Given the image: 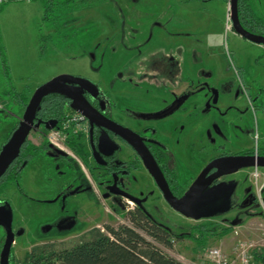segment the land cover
Masks as SVG:
<instances>
[{"label": "flooded vegetation", "instance_id": "1", "mask_svg": "<svg viewBox=\"0 0 264 264\" xmlns=\"http://www.w3.org/2000/svg\"><path fill=\"white\" fill-rule=\"evenodd\" d=\"M112 1H115L118 20L125 23L126 19L119 7L121 2ZM125 1L132 5L137 0ZM118 3L120 4L117 5ZM254 14L256 15L255 12ZM256 16L264 25V18ZM244 22L243 28L247 32L264 38V30L260 28L261 26H252L249 22ZM157 27L163 29L161 26ZM78 33H81L80 38ZM77 35L78 41L74 42L78 48L89 55L93 73H96L100 78L105 68L109 69L106 72L111 74L114 72L109 80L102 82L99 79L93 81L84 76L74 75V77L89 81L94 87L89 91L82 90L83 98L100 120L103 118V121L114 124L120 130L131 132L135 136V145L111 127L91 123L83 115L88 125L87 135H69L65 140V150H61L48 141L47 135L63 120L42 121L36 117L34 126L25 141V143L28 141L26 148L29 145L34 146L33 155H20L19 151L17 158L0 178V206L8 204L12 211V217L11 201L1 197L8 187H15L20 196L26 199L28 193L24 192L21 183L26 173L31 170L34 172L36 168L40 169L42 180L50 182V189L45 190L43 195H48V197L42 199L43 202L57 205L60 210L59 213L55 212L49 215V218L52 219L60 216L59 221L57 220L53 225L51 222L50 225L41 227L42 232L47 233L53 230V227L56 229L58 227L62 231L72 230L78 219L77 213L80 212L79 218L82 225H85L83 219H87L91 213L93 215L95 212H100L103 202H107V206L114 210L118 205L124 208L128 207L126 215L140 208L150 216L146 209L157 203L172 209L164 199L163 192L156 181L146 169L143 155L147 158L150 156L154 160L171 194L177 199L183 197L207 167L210 169H208L209 172L205 178L215 175L218 169L212 165L219 159L264 157V125L260 127L256 118L258 113H264V64L261 61L264 59L263 45H258L263 47V52L254 61L255 70L243 65L237 66L232 61L237 83L231 85L225 83L220 87V90L208 82L211 79L208 73L203 75L202 72H197L194 68L193 72L186 74V61H147L146 55L149 50L147 45L150 38L145 37L143 30L115 25L110 26V31L107 33L97 30L96 35L92 30L77 27L72 38H77ZM87 47L95 50V53L87 51ZM178 50L179 56L183 54L181 46ZM132 55L134 56L131 57ZM234 86H239L241 89V95L237 98L233 95L235 89H231ZM68 87L79 88L71 83L68 84ZM51 95L62 98L65 106L69 108L68 115L77 112L64 96ZM248 113L252 115L253 119L251 128L244 121V115ZM233 117L239 120L235 126L241 125L243 130L244 139L242 140L238 138L229 140L227 130L225 131L223 128L222 133L221 128L216 124L219 120H228ZM51 121H56V124L53 128H48L47 125ZM188 122H190L192 130H196L198 126V130L194 131L195 135L193 136L188 128ZM19 124L15 126L14 131ZM14 131H10L8 140ZM35 131L44 136L36 144L29 138L31 132ZM74 139L81 144L78 153H75L70 147V141ZM74 168L91 185L93 193L96 195L95 200H86L87 189H84L75 177ZM257 168L262 167H255V172L262 183L260 194L264 205V178H261ZM245 169L248 168H240L235 173ZM232 174L220 177L213 181L209 187L224 183L226 188H230L226 184V178ZM41 177L39 176L40 179ZM33 182L38 186L36 179H33ZM247 203L248 205L243 209L253 206L262 207L257 200L256 190L248 191L243 200V204ZM83 205L86 211L81 210ZM90 208L93 210L89 212ZM245 215L239 213L236 218L229 220L230 225L234 221L238 223L239 216ZM184 217L189 221L207 220L204 217L196 220ZM13 221L14 218L12 219L14 239L9 255L4 262H1V253L6 232L0 226V264H18L19 260L15 258L14 251L18 238L25 236L27 240L33 242L41 236V232L32 233L28 228L14 230Z\"/></svg>", "mask_w": 264, "mask_h": 264}, {"label": "rangeland", "instance_id": "2", "mask_svg": "<svg viewBox=\"0 0 264 264\" xmlns=\"http://www.w3.org/2000/svg\"><path fill=\"white\" fill-rule=\"evenodd\" d=\"M75 1L76 9L57 6L47 19H43L44 9L40 1H18L2 6L0 10V145L21 121L25 110L14 102L16 93L26 94L29 101L38 87L58 76L80 75L93 81L99 79L101 82L112 77L114 72L111 71L112 74L106 72L109 70L107 68L102 71L103 75L100 78L93 73L89 55L74 42L78 41V35L80 38L81 33H78L77 38H72L77 27L92 30L96 35L97 30L107 33L110 31V26L115 25L143 30L145 37L150 38L147 45L149 49L146 55L147 61H186V74L193 72L194 68L203 75L208 73L211 77L208 82L220 90L225 83L228 85L237 83L232 61L237 66L243 65L255 70L254 61L263 52V47L242 39L232 31L228 10L229 0H137L132 5L128 1L118 0L121 5L120 3L117 5L126 19L125 23L118 20L115 1ZM248 1L256 15L264 18V0ZM180 46L183 54L179 56ZM87 51L95 53V50L89 47ZM261 61L264 64V59ZM231 89H235L233 94L235 98L241 95L239 86ZM256 118L262 127L264 113H258ZM244 119L251 128L252 115L248 113L244 115ZM237 122L239 123V120L233 117L219 120L216 124L221 128L222 133L223 128L227 130L229 140L232 138L242 140L244 133L241 125L235 126ZM188 128L191 130V136L198 130V126L196 130H192L190 124ZM29 138L36 144L44 136L35 131L31 132ZM256 170L261 178H264V169ZM73 171L83 188L87 189L86 200H95L96 195L91 185L75 168ZM254 173L255 168L252 167L227 177L226 184L230 188L215 204L208 207V212L204 216L207 220L189 221L160 203L148 207L146 210L153 220L175 235H188L192 231L191 228L200 224L213 230L228 228L231 226L229 220L236 218L239 213L249 214L239 216L238 223L222 237L208 236L206 242L201 244L189 238L181 241L173 239L172 247L168 249L160 247L162 251L183 264H203L202 259L207 248L220 247L224 253L230 255L238 240L256 237L259 232L253 228L262 220L263 217L260 216L264 215V208L253 206L243 209L242 207L248 191L255 190ZM39 176L41 177L38 168L34 172L31 170L26 173L21 183L24 192L28 193L26 199L20 196L15 187H8L1 197L11 201L14 230L28 228L32 233L41 232L40 240L32 242L25 236L17 239L14 247L17 260L22 261L32 248L49 244L54 245L56 249L69 248L80 238H88L92 229H99L107 234L106 226L116 228L128 224L125 220L128 207L118 205L114 210L107 206V202H103L100 212H95L93 215L91 213L90 216L88 215V220L83 219L85 225H82L79 218L80 212L77 213L78 219L72 230L62 231L58 227L57 229L53 227L50 232H42L43 225H50L51 222L53 225L60 217L52 219L49 215L59 213L60 210L57 205L43 202L42 199L48 197L43 195L45 190L50 189V182L43 181V176L41 179ZM33 179L37 180L38 186L34 184ZM81 210L86 211L84 205ZM91 210L93 208L88 209L89 212ZM263 244V242L259 243L260 246H264ZM261 249L263 250L264 247Z\"/></svg>", "mask_w": 264, "mask_h": 264}, {"label": "trees", "instance_id": "3", "mask_svg": "<svg viewBox=\"0 0 264 264\" xmlns=\"http://www.w3.org/2000/svg\"><path fill=\"white\" fill-rule=\"evenodd\" d=\"M33 1L42 3L44 9L43 19H47L50 12L57 6L68 9L77 8V5L74 6L75 0ZM238 15L242 27L245 26L244 21H247L252 26H261L260 28L264 30L263 22L254 14L248 0H238ZM14 96V102L24 109L28 101L26 94L16 93ZM61 99L56 95H47L42 100L36 117L42 121L50 119L62 121L69 114V108L65 106ZM14 129L15 127L11 132ZM8 138L9 136L6 137L0 148L7 142ZM27 144L28 141L21 148L20 155H33L34 146L29 145L26 148ZM80 145L75 139L70 141V147L75 153L80 151ZM125 220L128 224H122L116 228L106 226L107 234L99 229H94L90 232L88 238H82L69 248L56 249L51 244L34 248L18 264H183L162 251L160 247L171 248L173 239L181 241L185 238L201 244L206 242L208 236L215 237L219 235L222 237L231 231V227L213 230L204 224H200L191 228L192 231L188 235H175L157 224L140 208L129 212L125 216ZM253 258L264 263V249L254 251Z\"/></svg>", "mask_w": 264, "mask_h": 264}, {"label": "water", "instance_id": "4", "mask_svg": "<svg viewBox=\"0 0 264 264\" xmlns=\"http://www.w3.org/2000/svg\"><path fill=\"white\" fill-rule=\"evenodd\" d=\"M228 10L232 31L254 44L264 46L263 37L253 35L241 26L238 15V0H229ZM70 83L79 86V88H69L68 84ZM92 88L94 89L89 81L74 76H58L50 82L38 87L25 107L18 128L13 132L8 142L0 150V178L3 176L10 164L17 158L22 145L25 143L30 130L34 126L36 113L39 110L43 98L51 94H60L64 96L71 102L72 108L84 115L91 123L105 127L109 126L130 143L135 145V136L131 132L127 130H120L114 124L103 121V118L100 120L93 112L87 101L82 96V90L89 91ZM55 124L56 121H51L48 123L47 127L53 128ZM143 157L144 165L163 192L164 199L169 203L173 210L193 220L204 217L208 212V207L215 204L222 197V195L227 192L228 188H226L224 183H219L209 187L213 181L218 180L224 175L235 173L240 168H264V157H235L219 159L212 165V167L218 169L215 175L206 179L205 176L209 172L208 169H210V167H207L197 177L183 197L177 199L171 194L167 183L154 160L150 156L147 158L143 155ZM247 205L248 203L243 204L242 207ZM12 219V211L9 205L6 204L4 206H0V226L3 227L6 232V239L1 253V262H4L7 259L14 239V235L12 233ZM236 224L237 222L234 221L231 226H235Z\"/></svg>", "mask_w": 264, "mask_h": 264}, {"label": "built area", "instance_id": "5", "mask_svg": "<svg viewBox=\"0 0 264 264\" xmlns=\"http://www.w3.org/2000/svg\"><path fill=\"white\" fill-rule=\"evenodd\" d=\"M17 1L31 2L33 0H0V8L7 3ZM87 132L88 125L85 121V117L81 113L75 112L66 116L57 128L50 130L47 138L56 148L65 150V140L69 135H87ZM253 179L257 200L264 208L260 194L262 183L256 172L253 174ZM253 229L258 231L259 234L251 239L238 240L230 255L224 253L220 247L207 248L202 259L204 262L203 264H264L253 258L254 251L264 247L259 245L261 242L264 243V216L260 222L256 223Z\"/></svg>", "mask_w": 264, "mask_h": 264}, {"label": "crops", "instance_id": "6", "mask_svg": "<svg viewBox=\"0 0 264 264\" xmlns=\"http://www.w3.org/2000/svg\"><path fill=\"white\" fill-rule=\"evenodd\" d=\"M264 216V215H263ZM263 216H260V217H263ZM222 243V242H221Z\"/></svg>", "mask_w": 264, "mask_h": 264}]
</instances>
